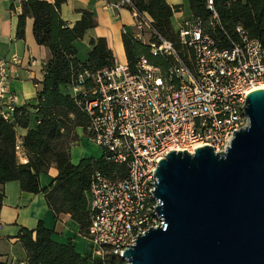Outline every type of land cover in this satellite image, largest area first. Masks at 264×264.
<instances>
[{
  "label": "built area",
  "instance_id": "2783aa9c",
  "mask_svg": "<svg viewBox=\"0 0 264 264\" xmlns=\"http://www.w3.org/2000/svg\"><path fill=\"white\" fill-rule=\"evenodd\" d=\"M125 4L131 7L134 37L146 42L148 34L150 55L165 58L166 66L153 64L144 55L132 70L126 63L115 62L93 74L95 87L81 101L90 141L112 162L126 166V175L121 177L96 171L86 194L90 212L86 237L92 243L89 254L97 258L106 253L121 256L138 234L161 225L151 192L158 161L170 150L193 153L203 145L225 151L233 133L248 124L247 95L264 88L260 86L264 84V46L242 26L236 27L230 45L221 47L199 17H184L177 34L179 43L190 50L186 59L130 0H118L112 6L119 9ZM206 6L212 11L206 23L214 26L218 20L213 1L206 0ZM11 59L19 62L17 56ZM9 63L0 58V115L4 119L14 110V98L4 101ZM89 75L87 71L79 74L71 86L74 94L83 90Z\"/></svg>",
  "mask_w": 264,
  "mask_h": 264
},
{
  "label": "trees",
  "instance_id": "16d2710c",
  "mask_svg": "<svg viewBox=\"0 0 264 264\" xmlns=\"http://www.w3.org/2000/svg\"><path fill=\"white\" fill-rule=\"evenodd\" d=\"M64 1L22 2L16 36H24L25 18L31 17L34 38L39 45L49 49L50 57L44 64L43 79L34 81L38 88L37 102L14 106L9 119L0 115V207L5 195L2 185L6 181L17 180L22 191L43 193L55 217L69 214L86 236L90 223L86 194L93 174L100 171L111 178L121 177L126 175V166L112 162L105 151L99 158H81L77 164L70 160V149L79 140L75 129H85L89 135V120L81 105L84 94L95 87L93 74L113 67L115 57L106 39L97 37L90 40L87 59L81 61L77 58L73 42L81 39L87 29L95 27L97 20L92 12L83 9L80 19L69 26L60 15V5ZM107 1L114 3L118 0ZM130 1L138 11L150 16L156 32L171 40L184 57L185 54L188 56L190 50L179 43L177 31L171 24L175 6H170L166 0ZM212 1L218 20L214 26L206 23L212 15L206 0H188V4L192 15L202 20L206 31L219 46L230 45L231 39L236 38V27L239 25L264 46V0ZM125 6L131 10L129 5ZM122 41L131 70L141 53H145L150 60L160 59L159 65L166 66L165 58L150 55L149 45L132 33H124ZM84 71L90 75L85 76L81 92L72 94L60 90L61 84L72 86ZM32 114L37 125L30 129L28 124ZM17 127L27 129L21 139L18 138ZM51 165L57 168V175L49 184L41 186L39 175L47 173ZM51 234L52 230L41 220L32 229H19L15 237L25 251L24 264H126L120 256L112 253H106L103 258H89L90 254H80L72 241L58 243L51 238ZM0 264L9 263L0 257Z\"/></svg>",
  "mask_w": 264,
  "mask_h": 264
},
{
  "label": "water",
  "instance_id": "95a60500",
  "mask_svg": "<svg viewBox=\"0 0 264 264\" xmlns=\"http://www.w3.org/2000/svg\"><path fill=\"white\" fill-rule=\"evenodd\" d=\"M248 124L225 151L170 150L153 196L161 225L128 245L126 264H264V88L245 99Z\"/></svg>",
  "mask_w": 264,
  "mask_h": 264
},
{
  "label": "crops",
  "instance_id": "0c3cea01",
  "mask_svg": "<svg viewBox=\"0 0 264 264\" xmlns=\"http://www.w3.org/2000/svg\"><path fill=\"white\" fill-rule=\"evenodd\" d=\"M24 0H0V58L10 60L6 68L8 77L7 98H14V106L20 107L25 103L35 104L37 102V87L34 81L43 79L44 64L50 57V51L46 46L39 45L33 35V19L29 16L25 18L24 36H16L18 15L21 12ZM53 2L54 0H47ZM170 6H175L171 17V24L177 31L181 20L190 16L188 0H166ZM113 2L107 0H65L60 5L61 18L69 26L81 17V10H89L97 20V25L85 31L81 39L73 42L77 50V58L84 61L88 57L91 49L90 40L97 37H104L109 48L115 57V62L127 64L125 49L122 41L124 33L134 34V18L130 9L125 5L119 9L112 6ZM148 37V38H147ZM151 38L146 34V42ZM140 55L147 56L145 53ZM12 56H17L18 63L12 61ZM148 57V56H147ZM152 59V58H151ZM34 64L30 65V61ZM150 60V59H149ZM153 64H160V59L150 60ZM60 90L74 94L71 86L61 84ZM9 95V96H8ZM37 125L36 117L32 114L28 128L33 129ZM27 132L26 128L17 127L18 138L21 139ZM102 155V153H101ZM95 156L71 155L73 164L79 163L81 158ZM57 168L51 165L47 173L39 175L41 186H46L57 175ZM4 198L0 207V257L9 264L24 262L25 251L20 242L15 237L21 227L34 228L38 221H43L44 225L52 230L51 238L58 243L72 241L75 249L80 253H88L90 241L80 232L79 224L71 218L69 214H59L54 216L47 206L43 193L32 194L22 191L17 180L6 181L2 185Z\"/></svg>",
  "mask_w": 264,
  "mask_h": 264
},
{
  "label": "rangeland",
  "instance_id": "374dc122",
  "mask_svg": "<svg viewBox=\"0 0 264 264\" xmlns=\"http://www.w3.org/2000/svg\"><path fill=\"white\" fill-rule=\"evenodd\" d=\"M185 58L187 59L186 54H185ZM75 131L79 136V140L75 142L74 145H72L71 147L72 157L73 156L78 157L80 155H89V156L98 157L99 155H101L103 149L100 146L90 141L87 130L78 127L75 129ZM91 246L92 243L90 242L88 249H91ZM86 254L88 253H84L83 255ZM89 258H94V257L89 255Z\"/></svg>",
  "mask_w": 264,
  "mask_h": 264
},
{
  "label": "bare ground",
  "instance_id": "6f19581e",
  "mask_svg": "<svg viewBox=\"0 0 264 264\" xmlns=\"http://www.w3.org/2000/svg\"><path fill=\"white\" fill-rule=\"evenodd\" d=\"M260 86H261V87H264V84H261Z\"/></svg>",
  "mask_w": 264,
  "mask_h": 264
}]
</instances>
